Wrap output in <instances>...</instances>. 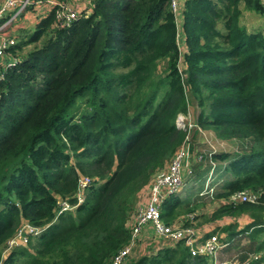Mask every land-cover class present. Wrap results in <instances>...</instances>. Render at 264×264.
I'll use <instances>...</instances> for the list:
<instances>
[{"label":"trees","instance_id":"16d2710c","mask_svg":"<svg viewBox=\"0 0 264 264\" xmlns=\"http://www.w3.org/2000/svg\"><path fill=\"white\" fill-rule=\"evenodd\" d=\"M241 5L264 15L263 0L184 1V76L169 0H93L89 14L60 28L50 12L7 49L17 62L1 64L0 247L22 221L42 231L3 264H108L128 243L138 191L185 140L175 120L193 104V136L208 129L251 142L210 158L227 175L217 197L252 190L256 204L220 205L210 220L248 213L242 231H264V35L240 25ZM80 177L90 179L83 200L55 217L59 198L76 204ZM184 205L170 195L162 219ZM221 229L223 240L238 233ZM263 249L264 240L253 250ZM205 263L178 241L131 264Z\"/></svg>","mask_w":264,"mask_h":264},{"label":"built area","instance_id":"2783aa9c","mask_svg":"<svg viewBox=\"0 0 264 264\" xmlns=\"http://www.w3.org/2000/svg\"><path fill=\"white\" fill-rule=\"evenodd\" d=\"M185 0H169V8L176 16L182 12ZM264 3V0H263ZM48 5L53 14V26L58 28L70 26L73 21L77 20L80 14L91 12L93 0H81L78 5H71L66 0H0V82L3 78L1 64L11 65L17 62V58L7 53V49L15 45L16 39L12 35L15 21L30 11L38 12L43 5ZM176 23H177V18ZM20 21V20H19ZM177 30L178 25H177ZM11 58L7 60L5 56ZM10 55V56H9ZM176 126L186 131V137L177 151L173 154L168 164L156 171L147 187L148 197L144 205L136 209L132 222L129 225L130 238L128 243L119 249L110 259L108 264H123L128 258L135 241L142 233L143 229L148 226L155 235L168 239L170 243L183 241L189 248L191 256H204L208 262L206 264H229L227 261H219L217 252L223 249L227 243L225 240L220 241L218 235L213 234L207 238H198V233L191 227H173L162 220L161 204L170 195L177 194L182 189V178L184 174H190V166L193 162V154L189 149L190 132L193 128L199 127L192 122L188 113L179 114L175 120ZM196 159H198L195 156ZM214 166V165H213ZM214 169V168H213ZM82 177L80 184L82 187L90 182L89 179L84 186ZM209 191V192H208ZM212 186L208 187V194H212ZM211 192V193H210ZM231 198L236 201L255 202L257 197L247 190L236 191L231 194ZM83 200V197H77V204ZM61 204V206H59ZM70 205L65 201H57L55 217L66 210H71ZM14 237L8 240V250H13L19 245H26L30 237L37 235L42 228L33 227L29 224L22 225ZM5 257V256H4ZM4 257L2 259H4ZM210 257V258H209ZM3 264V260L0 261ZM264 264V261L262 262Z\"/></svg>","mask_w":264,"mask_h":264},{"label":"rangeland","instance_id":"374dc122","mask_svg":"<svg viewBox=\"0 0 264 264\" xmlns=\"http://www.w3.org/2000/svg\"><path fill=\"white\" fill-rule=\"evenodd\" d=\"M241 16L239 18V23L240 25L244 26L245 29H247L249 32H261L264 35V15L255 13L253 11H246L242 9L241 5ZM26 14H24L22 17L18 18L15 21V24L19 23V20L23 21H28L25 17ZM39 16V15H38ZM177 18V25L178 29L177 30V46L179 49L180 53V60H179V68L184 76L183 69H184V64H183V53L185 52V43H184V36H183V31L181 28V23H180V18L181 12L175 16ZM35 26V23L32 24L29 22V26H16L13 27L12 35L15 36L16 41L18 42L19 39H21L23 36H26L29 34ZM218 27L221 31L223 30L222 24H218ZM32 44H28L23 46L21 50H18L16 53L17 55H25L26 52L32 47ZM166 66V61H160L158 64V70L157 73L160 75L164 74V68ZM190 106V105H189ZM197 107L193 104L192 106L189 107L188 114L190 116V119L195 121V116L197 115ZM199 130L201 128L199 127ZM193 137V138H192ZM193 148L195 156L198 158V160L193 161L192 166H190L191 173L190 174H184L182 178V189L178 193V195H181L185 199V205L179 209H177L174 217L172 219L175 220V224L168 223L169 225L173 227H191L194 231L200 232H212L215 228H219L212 234L218 235L220 241H223V238L226 237L224 231L221 229L223 226H227L230 224L235 225V229L238 227H246L251 221L252 218L248 215V213H242V214H237L235 216H222L217 219L210 220V215L211 213L216 210L220 205L223 204H237L240 203L241 201H236L231 198V194L227 196H222V197H217V193L222 191L220 189L221 184L226 180L227 175L224 174V178L222 175L219 174V171H222L223 166H219L218 164H214L210 158L211 152L212 151H224L230 153V155H233L234 152L236 153H241L244 151H248L249 148H251V142L249 140H241V139H227V140H221L218 139L217 137L214 136L213 132L208 129H202L200 135L197 136L195 134L193 136V133H190V138H189V149L191 150ZM177 151V150H176ZM175 151V152H176ZM192 151V152H193ZM174 152V153H175ZM173 153V154H174ZM173 156V155H172ZM172 158V157H171ZM170 158V159H171ZM170 159L167 161V163L164 165L166 166ZM73 161V160H72ZM214 165V166H213ZM163 166V167H164ZM214 168V169H213ZM223 172V171H222ZM82 177H80L81 179ZM153 178V177H152ZM80 179H79V185L77 188L76 193L74 194L75 198L77 197H83V190L84 187L81 186L80 184ZM151 180V179H150ZM84 184L83 186L89 181L87 178H83ZM87 181V182H85ZM150 182V181H149ZM149 183L145 184L137 193L135 202L140 200V193L147 190ZM212 186L213 191L212 194L209 195L208 192L205 193V191L208 190V187ZM248 191V190H247ZM252 191V190H251ZM249 191L251 194H254L253 192ZM211 193V192H210ZM144 199V198H143ZM57 201H65L70 205V209H74V207L77 205L76 204L72 205L71 203L67 202L65 199H58ZM143 202L140 201L137 205H140ZM243 202V201H242ZM256 204V203H255ZM61 206V204L59 205ZM247 216L251 220H249V223H238L240 222L243 217ZM163 220V219H162ZM165 221V220H163ZM188 221L189 223L186 224L185 222ZM166 222V221H165ZM205 223H218L219 225H215L207 230V226ZM29 224L26 221H22L19 226L16 228L15 232L13 235L8 239L10 240L12 237L17 234L16 232L20 227H23L22 225ZM246 224V225H245ZM31 225V224H29ZM33 226V225H31ZM33 227H38V226H33ZM206 229V230H205ZM153 232V231H152ZM154 233V232H153ZM34 238L33 236L30 237L28 242L26 243V247H29L28 243L29 241ZM6 242L4 245L0 247V254L1 258L0 261L3 260L2 258L10 253V250H8V245ZM262 241L264 240V231L259 233L257 236H255V239H251V243L253 241ZM143 241V240H142ZM140 241L139 242V250L134 252L130 258L129 261H134L137 259H140L141 257H147L153 255V253H148L150 249V245L144 246V243ZM240 241V240H239ZM250 241L248 239H243L242 241L238 242L237 247L232 244L228 248V253L233 255L234 253H237L239 250H244L247 249V251L244 250L242 256L239 258L241 261L246 259V257L249 255L251 251V247L249 246ZM136 245L133 246V248ZM155 245V244H154ZM157 245H160V243H157ZM22 245H19L17 247H21ZM132 248V249H133ZM131 249V251H132ZM13 251V250H12ZM11 251V252H12ZM131 253V252H130ZM225 253V252H223ZM237 259V257H236ZM131 264V263H129Z\"/></svg>","mask_w":264,"mask_h":264},{"label":"crops","instance_id":"0c3cea01","mask_svg":"<svg viewBox=\"0 0 264 264\" xmlns=\"http://www.w3.org/2000/svg\"><path fill=\"white\" fill-rule=\"evenodd\" d=\"M67 2H69L71 5H73V6H75V5H78V3H81V0H66ZM50 11H51V8L48 6V5H45V4H43L39 9H38V12H33V11H30L29 13H27L26 15H25V17H26V19H28V21H23V20H20V22L19 23H17L16 25H15V27L16 26H20V24L22 25V26H29V22L30 23H32V24H34L35 23V25H36V23L38 22V20L40 19V18H42V17H44V16H47L49 13H50ZM90 12H87V14H89ZM39 15V16H38ZM181 16H182V12H181ZM180 23H181V18H180ZM8 56V55H7ZM7 56H5V58L7 59ZM193 161H195L196 160V158H195V154H194V151H193ZM167 163V162H166ZM165 163V164H166ZM193 163V162H192ZM225 164V163H224ZM219 174L220 175H222L223 176V178H224V172H222V171H219ZM210 195V194H209ZM181 196V195H180ZM147 197H148V191L147 190H145V191H143V192H141L140 193V200H138V202L136 201L134 204H133V207H132V209L130 210V212H129V216H128V218H127V221H126V227L129 229V225H130V223L132 222V219H133V217H134V214H135V212H136V209L139 207V206H142V205H144V203L146 202V200H147ZM144 198V199H143ZM143 200V202L140 204V205H137L140 201H142ZM257 202V200L255 201V202H253V203H256ZM251 203V202H250ZM165 220V219H164ZM249 220H251L250 218H248L247 216H245V217H243L241 220H239L240 222H238L239 224L240 223H249L250 221ZM166 221V220H165ZM167 223H172V224H175V220L174 219H172V220H170V221H166ZM213 224H215V225H219L218 223H205V225L208 227L207 228V230H209V229H211L214 225ZM245 224V225H246ZM244 228L243 227H238V228H236L235 230H236V232H238V233H236L235 235H234V237H232V240H225L226 241V243H227V245L223 248V249H221V250H219L218 252H217V259H219V261H227V262H229V264H262V262L264 261V249L263 250H261V251H254L253 249H255V247L259 244V243H261V241H253L252 243H251V239H255V235H256V233H254V235L253 236H251L250 237V235H251V233L253 232H251L250 234H249V232L251 231V229L248 231H242ZM206 230V229H205ZM198 233V235H197V237L198 238H204V236L206 235V233H210V232H202V231H200V232H197ZM205 238H207V237H205ZM243 239H248L249 241H250V243H249V246L251 247V251H250V253H249V255L246 257V259H244L243 261H241L239 258L242 256V254H243V252H244V250L245 251H247V249H245L244 248V250H239L237 253H234L233 255H231L230 253H228V248H229V246H231L232 244H234V246L235 247H237V245H238V242H240V241H242ZM143 240V241H142ZM240 240V241H239ZM140 241H142L143 243H144V246H146V244L147 245H150V249L151 250H149L148 251V253H153V254H155L158 250H160V249H163V248H165V247H169L170 246V241H168V239H165V238H163V237H159V236H157V235H155L153 232H152V230L148 227V226H146L144 229H143V231H142V233L140 234V236L137 238V241H136V245H135V247L132 249V251H131V253L129 254V256H128V258L126 259V261L123 263V264H129V263H132L133 261H129V258H130V256L134 253V252H136V251H138L139 250V242ZM157 243H160V245H157ZM155 244V245H154ZM223 252H225V253H223ZM204 259H205V261H206V263L208 262V260H207V258L206 257H204V256H202ZM236 257H237V259H236ZM210 258V257H209ZM131 259V258H130ZM205 263V264H206Z\"/></svg>","mask_w":264,"mask_h":264}]
</instances>
